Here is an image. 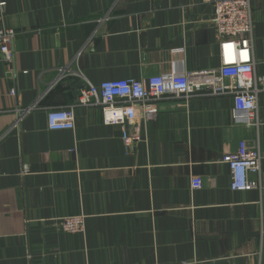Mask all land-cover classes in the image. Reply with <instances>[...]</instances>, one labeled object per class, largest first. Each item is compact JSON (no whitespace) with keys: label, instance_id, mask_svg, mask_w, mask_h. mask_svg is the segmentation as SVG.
<instances>
[{"label":"crops","instance_id":"crops-1","mask_svg":"<svg viewBox=\"0 0 264 264\" xmlns=\"http://www.w3.org/2000/svg\"><path fill=\"white\" fill-rule=\"evenodd\" d=\"M251 6L264 74V0ZM213 15L206 0H0L17 33L0 54V264H264V92L251 125L229 94L165 98L125 126L76 105L88 84L219 68ZM72 106L75 129H49ZM242 140L262 152L261 187L232 191L223 157ZM69 215L83 233L58 229Z\"/></svg>","mask_w":264,"mask_h":264},{"label":"built area","instance_id":"built-area-1","mask_svg":"<svg viewBox=\"0 0 264 264\" xmlns=\"http://www.w3.org/2000/svg\"><path fill=\"white\" fill-rule=\"evenodd\" d=\"M213 5L214 24L220 37L219 68L194 73H170L142 79H116L82 87L77 97V106L100 107L107 125L134 123L139 117L155 118L159 103L165 98L189 99L200 93L232 95L234 119L239 123L258 124V96L264 92V74H258L252 55L254 18L251 0H206ZM16 30L0 27V54L5 61L14 58L13 44ZM13 94H15L13 92ZM39 101L23 111L30 112ZM49 129L54 131L75 129V108H58L48 112ZM140 139L139 135L125 133L128 147ZM262 152L259 146L242 140L235 152L224 155L223 161L230 167V189L247 191L261 187V180L253 182L250 173L261 175ZM192 189L203 186L200 177L192 178ZM58 229L65 233H83L84 215H69L59 218Z\"/></svg>","mask_w":264,"mask_h":264}]
</instances>
